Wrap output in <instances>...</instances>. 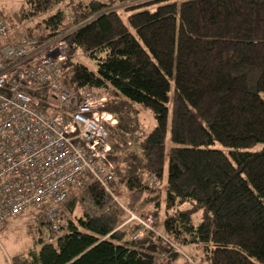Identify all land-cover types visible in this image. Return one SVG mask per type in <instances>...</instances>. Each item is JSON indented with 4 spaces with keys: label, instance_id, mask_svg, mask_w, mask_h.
<instances>
[{
    "label": "trees",
    "instance_id": "obj_1",
    "mask_svg": "<svg viewBox=\"0 0 264 264\" xmlns=\"http://www.w3.org/2000/svg\"><path fill=\"white\" fill-rule=\"evenodd\" d=\"M66 1L26 0L22 19L55 12L24 36L44 41L70 29L60 64L66 85L110 97L102 107L116 120L110 189L135 215H150L161 236L197 247L207 264H264V0H92L67 3L69 14L60 8ZM114 3L133 13L123 20ZM77 51L94 71L72 61ZM136 106L155 122L142 139ZM168 125L175 146L165 169ZM149 177L156 187L145 184ZM58 211V232L36 225L54 240H35L40 246L15 255V264L183 262L172 251L162 261L160 237L133 240L138 223L126 222L96 182L70 188Z\"/></svg>",
    "mask_w": 264,
    "mask_h": 264
},
{
    "label": "built area",
    "instance_id": "obj_2",
    "mask_svg": "<svg viewBox=\"0 0 264 264\" xmlns=\"http://www.w3.org/2000/svg\"><path fill=\"white\" fill-rule=\"evenodd\" d=\"M66 34L39 41L11 33L0 21V230L10 218L32 211L58 232V206L68 190L93 181L128 215L126 222L138 223L133 240L150 233L166 243L162 261L169 251L183 258L153 228L150 215L132 213L108 186L109 128L116 121L101 108L110 97L87 89L75 93L66 85L60 70L68 59ZM145 184L158 182L149 177Z\"/></svg>",
    "mask_w": 264,
    "mask_h": 264
},
{
    "label": "rangeland",
    "instance_id": "obj_3",
    "mask_svg": "<svg viewBox=\"0 0 264 264\" xmlns=\"http://www.w3.org/2000/svg\"><path fill=\"white\" fill-rule=\"evenodd\" d=\"M89 1L92 0H67L65 3L60 5L61 10L69 14L71 12V5H74L78 2H81L83 4H87ZM99 2H107L108 0H96ZM177 3L180 1H186V0H175ZM67 3H70V6L67 5ZM114 9H120V14L123 20L126 19V17L133 13L132 11H121V5H118L117 3H114ZM26 9V0H0V21L3 22L6 25V28L11 33L15 32L18 34H21L24 36L25 30L27 28H31L35 24H37L39 21L43 20L44 18L48 17L52 13L55 12V8L49 9L47 12L40 14L38 16L32 17L30 19H22V12ZM70 29L64 30L63 32H69ZM62 33V32H60ZM54 36V35H53ZM69 57V55H68ZM72 61L75 63H79L87 67L89 70L94 71L96 66L93 59L87 57L84 53L81 51H77L72 56ZM90 90V89H87ZM108 98V97H107ZM140 122L143 125V131L140 134L141 139L144 138L148 133L154 128L155 122L152 114L139 106H136ZM102 110V108H101ZM111 116V115H110ZM114 119V118H113ZM115 120V119H114ZM116 121V120H115ZM169 125L166 132V138H165V169L167 165V159L169 157V152L172 147L175 145L171 143L170 141V134H169ZM165 174V173H164ZM163 187V184H162ZM118 195L120 197V202L123 203V194H121L119 191H117ZM78 211L76 212V214ZM128 217V215H127ZM39 219L35 214H33L32 211H29L25 213L24 215H20L18 217H12L8 220V222L5 224V226L0 230V264H15V255L23 253L28 251L30 248H38L41 243H37L35 245L34 241L40 239L42 243L47 242L48 238V231L46 227H40V231L36 230V225L39 223ZM198 220L195 218V223H197ZM160 226L157 227V233H160L158 230H160ZM29 230H34L32 235L29 234ZM163 236V235H162ZM165 240H167L169 243L176 245L184 255V259L182 264H207L202 260V253L201 251L195 247L194 245H189L180 248L177 244L173 243L170 239L163 236ZM188 259V260H187Z\"/></svg>",
    "mask_w": 264,
    "mask_h": 264
}]
</instances>
